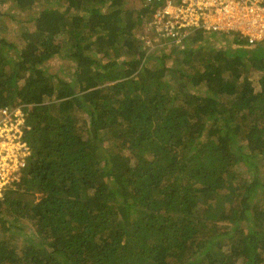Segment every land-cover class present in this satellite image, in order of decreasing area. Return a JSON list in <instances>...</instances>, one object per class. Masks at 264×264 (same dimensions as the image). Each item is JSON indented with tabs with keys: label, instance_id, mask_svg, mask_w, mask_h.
<instances>
[{
	"label": "trees",
	"instance_id": "16d2710c",
	"mask_svg": "<svg viewBox=\"0 0 264 264\" xmlns=\"http://www.w3.org/2000/svg\"><path fill=\"white\" fill-rule=\"evenodd\" d=\"M6 2L24 19L0 26V106L31 154L0 264H264V40L153 48L146 0Z\"/></svg>",
	"mask_w": 264,
	"mask_h": 264
},
{
	"label": "built area",
	"instance_id": "2783aa9c",
	"mask_svg": "<svg viewBox=\"0 0 264 264\" xmlns=\"http://www.w3.org/2000/svg\"><path fill=\"white\" fill-rule=\"evenodd\" d=\"M153 12L144 21L146 43H183L196 29L237 32L251 43L264 40V0H146ZM155 40V42H154ZM22 106H0V195L21 179L31 154L24 138Z\"/></svg>",
	"mask_w": 264,
	"mask_h": 264
},
{
	"label": "rangeland",
	"instance_id": "374dc122",
	"mask_svg": "<svg viewBox=\"0 0 264 264\" xmlns=\"http://www.w3.org/2000/svg\"><path fill=\"white\" fill-rule=\"evenodd\" d=\"M37 5H39V4H37ZM22 19H24V14L20 12L18 7L15 6L14 3H12V2L4 3V5L2 6L1 11H0V26L5 25V20H7V26L9 27V29L7 28V37L11 41H14L16 39V35L19 33V27H21L23 25ZM226 39H227L226 42H231L233 37L228 36ZM17 45L21 46V42H18ZM54 61L57 63L58 59H55ZM59 62L60 61H58V63ZM258 77H259L258 72H254L253 73V79L255 81V84H258V82H257ZM238 170L245 177L246 176L250 177V174L248 172H246V169L243 168L242 165L238 166ZM11 186H9V187H11ZM9 187H7V188H9ZM27 232L29 234H31L30 228H28V227L26 228V232L23 233L22 238H25Z\"/></svg>",
	"mask_w": 264,
	"mask_h": 264
}]
</instances>
